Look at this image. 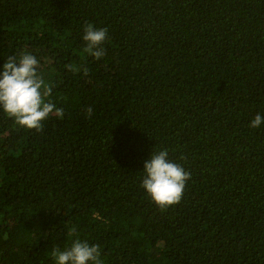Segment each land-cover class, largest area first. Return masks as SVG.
I'll return each mask as SVG.
<instances>
[{
  "label": "trees",
  "instance_id": "16d2710c",
  "mask_svg": "<svg viewBox=\"0 0 264 264\" xmlns=\"http://www.w3.org/2000/svg\"><path fill=\"white\" fill-rule=\"evenodd\" d=\"M0 264H264V0H0Z\"/></svg>",
  "mask_w": 264,
  "mask_h": 264
}]
</instances>
